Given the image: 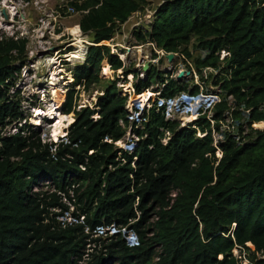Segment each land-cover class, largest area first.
Instances as JSON below:
<instances>
[{"label": "trees", "instance_id": "obj_1", "mask_svg": "<svg viewBox=\"0 0 264 264\" xmlns=\"http://www.w3.org/2000/svg\"><path fill=\"white\" fill-rule=\"evenodd\" d=\"M159 1L149 29L134 30V39L186 60L190 46L206 51L194 67L217 69L213 84L234 105L221 99L183 126L167 118L166 100L203 86L154 66L140 76L104 43L146 0H70L91 44L61 105L73 121L58 141H42L22 125L15 87L27 40L0 32V264H264V0ZM105 64L132 74L134 94L157 84L139 119L128 117L117 78L101 77ZM94 83H103L101 94L76 109L75 86ZM226 117L236 134L215 146ZM128 130L132 146L116 145ZM46 181L56 190H35ZM65 213L70 220L59 219ZM109 227L117 231L97 235Z\"/></svg>", "mask_w": 264, "mask_h": 264}, {"label": "rangeland", "instance_id": "obj_2", "mask_svg": "<svg viewBox=\"0 0 264 264\" xmlns=\"http://www.w3.org/2000/svg\"><path fill=\"white\" fill-rule=\"evenodd\" d=\"M69 1L0 0V32L6 36L24 37L27 40L25 64L21 67L15 84L24 117L22 125L26 128L30 125L42 141H58L66 134L69 124L73 121L74 114L72 112L64 114L61 111V105L67 90L72 87V69L76 64L83 62L86 48L88 44H91L88 34H83L80 29H69L72 25L78 24L82 14L81 11L75 9L73 12L68 11L67 8L71 7ZM159 3V0H146L141 9L133 12L124 23L118 26L112 38L104 43L110 46L113 53L118 54L126 68L137 70L140 76L145 75L142 65L148 62V69L154 66L168 72V76L171 73L174 77L179 72H183L181 81L203 86L200 87V93L196 96L181 93L164 103L166 105L165 116L178 120L181 125L190 123L205 111L209 116L212 113L210 108L221 99L227 98L229 103L234 105L232 97L227 96L219 85L213 84L217 69L203 68L199 72L194 67L195 56L203 57L206 51L196 50L190 46L191 59L186 60L184 56L174 53V57L169 60L166 52L156 48L152 43H140L134 39L132 35L134 30L149 29ZM100 73L103 78H117L116 85L121 88L123 94L128 95L126 107L131 114L128 116L130 119L132 117L139 119L138 112L148 107L156 98V83L140 94H134L132 84L135 80L132 74L123 76L122 70L113 71L108 64L101 67ZM209 73L213 78L208 77ZM200 77L207 79L202 81ZM102 87L103 83H94L89 87L76 85L75 89L78 91L76 109L86 105L92 106L97 95L101 94ZM163 102V99H158V104ZM244 115L247 116V113L245 112ZM219 124V131L213 132L215 141L222 140L227 132L236 134L234 128L236 123L230 117H226ZM15 125L16 122L6 127L5 132L13 133L16 130ZM252 127L259 128L253 124ZM136 139L128 130L125 137L117 141L116 145L130 148ZM35 190L56 189L51 182H41ZM66 204L70 211L75 210L72 201L69 202L67 199ZM59 219L70 220L71 216L65 213V216ZM116 231L115 227L102 228L97 235L106 238ZM121 233L126 236L129 244L136 242L137 238L132 230L123 228ZM234 254L244 257L247 251L235 249ZM243 262L247 263V259L244 258Z\"/></svg>", "mask_w": 264, "mask_h": 264}, {"label": "water", "instance_id": "obj_3", "mask_svg": "<svg viewBox=\"0 0 264 264\" xmlns=\"http://www.w3.org/2000/svg\"><path fill=\"white\" fill-rule=\"evenodd\" d=\"M174 53H172V52H169V53H167L166 54V57L169 59V60H171L173 57H174ZM148 62H145L143 65H142V71L144 72V73H146L147 72V70H148ZM182 75H183V72H179L177 75H176V79L177 80H180L181 79V77H182Z\"/></svg>", "mask_w": 264, "mask_h": 264}, {"label": "built area", "instance_id": "obj_4", "mask_svg": "<svg viewBox=\"0 0 264 264\" xmlns=\"http://www.w3.org/2000/svg\"><path fill=\"white\" fill-rule=\"evenodd\" d=\"M68 9V11H70V12H73V10H74V8L71 6V7H68L67 8ZM167 54V53H166ZM183 125V124H182ZM213 138H214V136H213ZM215 141V140H214ZM217 142V143H216ZM221 142V140H218V141H215L213 144L215 145V146H217V144L218 143H220ZM219 149V148H218ZM218 155H220V152H218ZM47 183L48 182H50V181H46ZM235 250V249H234Z\"/></svg>", "mask_w": 264, "mask_h": 264}, {"label": "bare ground", "instance_id": "obj_5", "mask_svg": "<svg viewBox=\"0 0 264 264\" xmlns=\"http://www.w3.org/2000/svg\"><path fill=\"white\" fill-rule=\"evenodd\" d=\"M69 29L70 30H74V29L79 30V26H78V24H74Z\"/></svg>", "mask_w": 264, "mask_h": 264}, {"label": "clouds", "instance_id": "obj_6", "mask_svg": "<svg viewBox=\"0 0 264 264\" xmlns=\"http://www.w3.org/2000/svg\"><path fill=\"white\" fill-rule=\"evenodd\" d=\"M74 8V7H73ZM172 99V98H171ZM168 100H170V99H168ZM164 101V100H163ZM160 104H162V103H160ZM181 126H183V125H181ZM137 240V239H136ZM136 243V242H135ZM134 243V244H135ZM131 245V244H130ZM248 246H250L252 249H253V246L251 245V244H247Z\"/></svg>", "mask_w": 264, "mask_h": 264}]
</instances>
